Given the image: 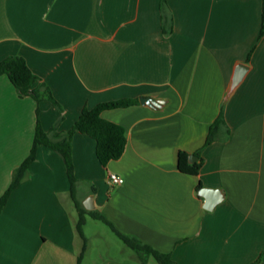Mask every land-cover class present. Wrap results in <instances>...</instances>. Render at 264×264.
I'll return each instance as SVG.
<instances>
[{"label": "crops", "instance_id": "0c3cea01", "mask_svg": "<svg viewBox=\"0 0 264 264\" xmlns=\"http://www.w3.org/2000/svg\"><path fill=\"white\" fill-rule=\"evenodd\" d=\"M162 4L0 0V62L23 57L64 110L20 97L0 76V264H78V213L60 154L40 146L2 208L1 200L31 153L38 108L46 132L58 125L66 133L84 108L122 99L138 103L102 113L126 131L120 160L103 166L95 140L72 138L83 206L93 198L92 211L177 264H264L263 0H165L164 10ZM163 14L171 20L167 33ZM239 64L248 71L227 98ZM222 109L230 136L203 150L199 175L183 174L180 152L200 161L197 152ZM110 174L124 183L111 185ZM199 185L219 192L212 211Z\"/></svg>", "mask_w": 264, "mask_h": 264}, {"label": "trees", "instance_id": "16d2710c", "mask_svg": "<svg viewBox=\"0 0 264 264\" xmlns=\"http://www.w3.org/2000/svg\"><path fill=\"white\" fill-rule=\"evenodd\" d=\"M162 3V10H164L165 0H162ZM162 18L163 30L164 33H167V28L170 25L171 20L165 14H163ZM260 37H264V13ZM0 76H7L10 79L20 97H31L38 105L43 102H49L58 110V112L61 114L64 112L62 105L56 100L50 87L32 72L23 57L12 56L0 62ZM137 103L138 100L122 99L101 103L92 109L84 108L74 127L66 133L58 132V125H56L50 132H46L41 126L40 109L38 108L36 136L33 148L26 161H24V163L14 172L11 187L1 200V208L6 204L11 193L26 178L31 164L37 159L39 147L45 146L60 154L67 167L68 180L70 183V198L78 213L76 231L82 240V250L78 258V264H81L84 255L88 250V239L84 232L88 218L100 221L107 225L126 245V247L136 253L141 264H148V261L151 258L155 259L158 264H177L170 254H162L151 246L143 243L138 238L122 234L102 213L96 210L87 211L77 196L78 180L75 176L72 161L71 142L73 136L76 133H81L95 140L96 156L101 165L107 166L112 161L120 160L124 155L127 146L126 131L122 126L102 118V113L107 110L127 108L136 105ZM62 119L63 117L58 120V123H60ZM222 134L224 135L225 140L230 136V130L225 122L223 109L210 128L204 148L197 152L200 156V161L191 164L190 155L185 152H180L178 157V168L180 172L193 176L199 175L204 164V159L201 157L203 150L212 143L219 141ZM197 190L198 192L201 191L202 186L199 185Z\"/></svg>", "mask_w": 264, "mask_h": 264}, {"label": "rangeland", "instance_id": "374dc122", "mask_svg": "<svg viewBox=\"0 0 264 264\" xmlns=\"http://www.w3.org/2000/svg\"><path fill=\"white\" fill-rule=\"evenodd\" d=\"M84 232L89 241L85 264H101L109 258L120 259L126 264H141L136 253L126 247L104 223L88 218ZM148 263L158 264L153 258L149 259Z\"/></svg>", "mask_w": 264, "mask_h": 264}, {"label": "water", "instance_id": "95a60500", "mask_svg": "<svg viewBox=\"0 0 264 264\" xmlns=\"http://www.w3.org/2000/svg\"><path fill=\"white\" fill-rule=\"evenodd\" d=\"M248 71V66L245 64H239L235 70L232 83L227 95V98L230 97L234 93V91L239 87V85L244 80V77ZM140 103L142 105H148L150 107H157L159 105V102L152 98H140ZM199 158L196 155H193L190 157V161L192 163L198 162ZM200 195L205 199V209L212 211L222 200L220 198L219 192L215 190H209V189H202L200 191ZM84 206L87 210L92 211L94 210L93 206V198H90L88 202L84 203Z\"/></svg>", "mask_w": 264, "mask_h": 264}, {"label": "built area", "instance_id": "2783aa9c", "mask_svg": "<svg viewBox=\"0 0 264 264\" xmlns=\"http://www.w3.org/2000/svg\"><path fill=\"white\" fill-rule=\"evenodd\" d=\"M108 180L109 183L113 186L122 185L124 183V179L117 176L116 174H110Z\"/></svg>", "mask_w": 264, "mask_h": 264}]
</instances>
